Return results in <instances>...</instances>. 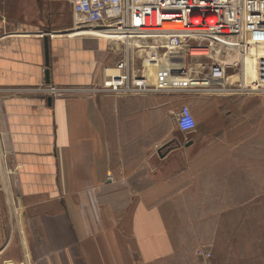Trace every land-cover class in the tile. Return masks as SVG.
Wrapping results in <instances>:
<instances>
[{"label": "crops", "instance_id": "obj_1", "mask_svg": "<svg viewBox=\"0 0 264 264\" xmlns=\"http://www.w3.org/2000/svg\"><path fill=\"white\" fill-rule=\"evenodd\" d=\"M54 32L7 27L0 15V196L15 198L23 214L10 221L8 243L17 233L16 257L30 264L166 261L179 250L167 160L190 149L196 177L219 136L216 147L245 149L261 164L264 93L170 101L164 92L92 91L103 77L106 41L85 30ZM150 75L157 78V68ZM50 86L58 91L50 94ZM181 104L196 120L183 142L167 116Z\"/></svg>", "mask_w": 264, "mask_h": 264}, {"label": "built area", "instance_id": "obj_2", "mask_svg": "<svg viewBox=\"0 0 264 264\" xmlns=\"http://www.w3.org/2000/svg\"><path fill=\"white\" fill-rule=\"evenodd\" d=\"M68 2L79 28L98 31L95 36L106 41L105 50L113 59L116 74H107L105 68L102 80L90 86L92 91L119 96L264 93V54H253L264 49V0ZM198 18L200 24H193ZM213 18L217 22L210 25ZM248 55L257 58V78L250 85L244 74ZM149 67H157L159 81L168 85L153 84ZM48 91L55 94L58 88L50 86ZM172 115L180 132L190 134L196 129L187 104Z\"/></svg>", "mask_w": 264, "mask_h": 264}, {"label": "rangeland", "instance_id": "obj_3", "mask_svg": "<svg viewBox=\"0 0 264 264\" xmlns=\"http://www.w3.org/2000/svg\"><path fill=\"white\" fill-rule=\"evenodd\" d=\"M0 15L7 27L32 26L55 31L54 35H67L76 29L77 18L68 0H0ZM253 54L262 55L264 49H255ZM106 58L103 69L113 67L107 52ZM256 61L252 55L245 60L246 85L257 78ZM165 96L173 101L180 95ZM167 116L174 124L173 115L167 112ZM189 137L186 134L178 139L183 142ZM218 140L219 136L213 141L214 149L205 154L211 164L199 166L196 177H190L189 162L195 157L190 149H181L167 160L165 168L171 169L166 172L174 179L171 191L177 209L179 250L156 264H264V131L261 164L255 163L253 154L243 155L245 149L231 147L229 154L224 147H216ZM238 159H245V164H237ZM16 206L12 196H0V264H30L16 257L20 251V245L14 244L17 233L8 243L10 221L22 220L23 214Z\"/></svg>", "mask_w": 264, "mask_h": 264}, {"label": "bare ground", "instance_id": "obj_4", "mask_svg": "<svg viewBox=\"0 0 264 264\" xmlns=\"http://www.w3.org/2000/svg\"><path fill=\"white\" fill-rule=\"evenodd\" d=\"M163 18H172V15H164L163 16ZM200 22H201V19L200 18H198L197 20H195V21H193V24H195V25H198V24H200ZM216 22H217V19L216 18H213V19H211V20H209L208 21V23L210 24V25H215L216 24ZM74 26H75V28L76 29H78V22H77V20H75V24H74ZM79 30H85V31H90V32H94V33H99L98 31H96V30H89V29H84V28H79ZM157 67H153V68H147L146 70H147V72L149 71H151L152 69H156ZM106 73L107 74H116V72H115V70L112 68V67H108V68H106ZM153 74V73H152ZM155 74V73H154ZM157 76V75H156ZM150 77H151V82H153V84H155V85H168V83L167 82H160L159 81V75L157 76V78L155 77V79L157 80V81H154L155 79L150 75Z\"/></svg>", "mask_w": 264, "mask_h": 264}, {"label": "water", "instance_id": "obj_5", "mask_svg": "<svg viewBox=\"0 0 264 264\" xmlns=\"http://www.w3.org/2000/svg\"><path fill=\"white\" fill-rule=\"evenodd\" d=\"M44 49H45V63H48V54H47V50H48V43H47V39H44ZM45 82H49V74H48V69L45 70Z\"/></svg>", "mask_w": 264, "mask_h": 264}]
</instances>
